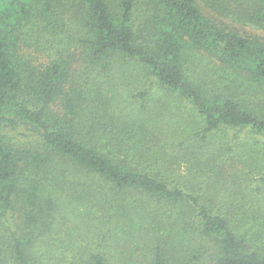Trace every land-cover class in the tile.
I'll return each mask as SVG.
<instances>
[{"label": "trees", "instance_id": "trees-1", "mask_svg": "<svg viewBox=\"0 0 264 264\" xmlns=\"http://www.w3.org/2000/svg\"><path fill=\"white\" fill-rule=\"evenodd\" d=\"M262 93L264 0H0V264H264Z\"/></svg>", "mask_w": 264, "mask_h": 264}, {"label": "rangeland", "instance_id": "rangeland-1", "mask_svg": "<svg viewBox=\"0 0 264 264\" xmlns=\"http://www.w3.org/2000/svg\"><path fill=\"white\" fill-rule=\"evenodd\" d=\"M262 103L264 105V100H262ZM179 115L180 117L185 119L182 121V124L185 126V128L187 129L195 128L197 130L198 127L201 126V121L195 113L188 115L180 111ZM261 116H264V112H262ZM224 134L225 133L219 134L220 141H222L223 139H228L229 141L234 139L235 136L234 132H232V134H230L229 132H227L226 135ZM239 136H240V141L235 140L233 146L237 158L240 160L239 166L242 168V176H241L242 181H244L246 178L250 179L251 177H253L254 180H257L258 185L261 187V190L259 191V200L263 202L264 184L260 183L258 180L264 177V153L261 149L260 144L257 143L258 139L255 134L242 132V133H238V137ZM214 145L216 144L214 143ZM185 168L186 166L183 165L182 169ZM233 183L234 182L231 181V184ZM245 185L246 183L243 182L244 187ZM254 185L257 186V183H255Z\"/></svg>", "mask_w": 264, "mask_h": 264}]
</instances>
